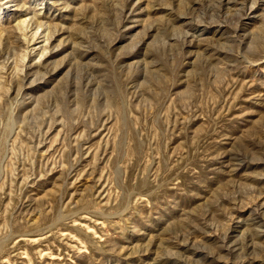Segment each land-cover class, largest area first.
<instances>
[{
	"label": "rangeland",
	"instance_id": "374dc122",
	"mask_svg": "<svg viewBox=\"0 0 264 264\" xmlns=\"http://www.w3.org/2000/svg\"><path fill=\"white\" fill-rule=\"evenodd\" d=\"M0 264H264V0H0Z\"/></svg>",
	"mask_w": 264,
	"mask_h": 264
}]
</instances>
